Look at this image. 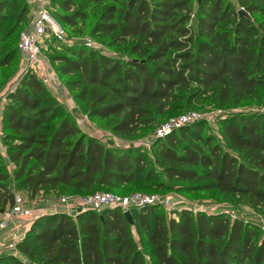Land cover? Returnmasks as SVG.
<instances>
[{
    "label": "trees",
    "instance_id": "obj_1",
    "mask_svg": "<svg viewBox=\"0 0 264 264\" xmlns=\"http://www.w3.org/2000/svg\"><path fill=\"white\" fill-rule=\"evenodd\" d=\"M90 4H108L91 37L125 43L128 57L82 43L51 62L81 109L115 137L136 139L205 96L219 109L264 99V0H58L64 13L53 16L63 29L77 26ZM17 7L18 0H0V16ZM30 12L26 1L21 19ZM30 23L31 16L21 33ZM15 60V53L0 59V72ZM7 100L1 215L14 205V182L31 199L155 183L190 198H238L264 212V111L219 117V135L205 134L207 122L198 121L155 139L149 149H126L86 134L34 73ZM131 214L134 225L119 209L43 216L18 249L40 264H264V238L257 239L254 222L223 212L170 216L161 207ZM0 264L26 263L10 254Z\"/></svg>",
    "mask_w": 264,
    "mask_h": 264
},
{
    "label": "rangeland",
    "instance_id": "obj_2",
    "mask_svg": "<svg viewBox=\"0 0 264 264\" xmlns=\"http://www.w3.org/2000/svg\"><path fill=\"white\" fill-rule=\"evenodd\" d=\"M29 0H18V7L15 10H6L2 16H0V59L6 57L7 55H10L11 53H15V57L18 58V60L14 63H12L10 66L5 67L0 72V105L5 107L8 103L7 97L8 95L15 90L20 80L23 78V76L27 73L24 69V62L23 57L19 53V44H20V33L23 29V26L25 24V21L28 20V17L31 16V12L25 16L24 20L21 19L23 9L25 6V2ZM48 2L49 10L55 14V13H64L59 7H58V0H46ZM232 2H235V0H230ZM80 3V2H78ZM108 4L103 5H95L90 4L88 5L84 12L86 14V20L84 22H79L77 26H68L64 24V30L67 35L66 40L64 42H58L53 41L49 42L46 45H44L43 52L44 55L49 59V65L50 67L55 70L56 66L58 64H53L51 62L52 58L58 56V55H64L65 48L70 47L72 45L78 44L81 45L86 44L90 39L94 41L95 48L94 50L101 51L103 53H111L116 56H121L122 58L128 57V49L127 45L125 43L115 45L114 41L111 40V38H107L104 40L94 39L91 37V32L93 27L95 26L96 22L100 18L101 14L105 10ZM34 7V6H33ZM32 7V9H33ZM31 9V11H32ZM35 11V9H34ZM92 49V48H90ZM37 77L41 78L40 75L33 72ZM65 82V81H64ZM61 101V100H60ZM73 103L74 111L76 114L81 115L82 117L88 118L87 121H85V125L88 126V128L93 132V136H97L98 138L101 137H111L113 134L110 131V129L107 127L105 122L91 119L88 117L87 113H85L81 106L74 100L73 95L67 88V95L64 101H61L63 105L66 107L67 112L72 115L73 118L74 115L72 114L71 108L68 106L67 102ZM264 111V99L262 100L261 97L258 98L256 101H250L247 103H244L238 107H226L224 109H219L215 107L210 101L208 96L202 97L200 99V105L189 108L186 111H182L179 113H176L174 115L179 114H185L189 112H196L201 117V121L207 122V130L205 131V134L215 133L216 135L220 134V128L218 125L217 120L219 117H224L229 114H238V113H245V112H261ZM163 123V122H162ZM161 123V124H162ZM160 124V125H161ZM159 128L157 126L155 129L150 131H144L141 132V134L133 140H123L117 138L116 140H111V144L115 148H131V147H143L146 149H149L151 146V143L155 140L156 130ZM86 131L85 129H83ZM4 133V132H3ZM88 135H90L88 133ZM115 143L121 144L120 146H117ZM12 172V170H11ZM155 183H152L151 186H149L146 189H129L126 191L120 190V191H112L107 189H100L98 192H117L118 195H130L131 193H143V194H160V195H171L176 200L183 199L186 200L192 204H205V205H216L219 206V210L223 211L227 214L230 212H235L236 217L240 218L243 221H251L256 224L257 227L260 228L259 234H258V240L261 238H264V212H258L254 209H252L248 202L242 201L238 198H229L226 199L223 196H195L194 198H190V196L185 195L183 193H178L175 191L167 192L163 190H159L155 187ZM13 187L17 190V194H21L28 200H31V197L28 195L27 192H24L18 189L17 182L13 183ZM72 197L79 196V195H70ZM44 198H50L54 197L49 194L43 195ZM9 209H7L8 211ZM2 218V215L0 214V219ZM231 218V217H230ZM24 262L26 264H40L36 261H28L27 259H24Z\"/></svg>",
    "mask_w": 264,
    "mask_h": 264
},
{
    "label": "built area",
    "instance_id": "obj_3",
    "mask_svg": "<svg viewBox=\"0 0 264 264\" xmlns=\"http://www.w3.org/2000/svg\"><path fill=\"white\" fill-rule=\"evenodd\" d=\"M37 3L38 9L35 17L31 20L30 25L20 35L19 49L23 57L24 69L28 72H35L40 75V79L50 88L63 90L67 94V88L60 81L55 71L50 67L47 57L43 52L44 45L49 42L58 41L64 42L66 40V33L63 27L54 18L53 13L49 10L48 2L46 0H32ZM88 48H95L93 40L86 43ZM61 101L64 99L59 98ZM0 105V116L3 113L4 107ZM77 124L86 134L110 145L111 140H116L117 137L93 136V132L85 125L88 118L76 114L74 107H70ZM202 117L196 112H189L179 116L171 117L159 126L156 130L155 139H164L175 131L184 127L190 126ZM117 146L121 144L115 143ZM113 147V146H112ZM4 147L0 140V151ZM11 170V168H10ZM51 200L46 198H38L28 200L21 194H16L14 205L11 209L2 214L0 219V257L10 255L17 258H24L23 254L19 251L18 245L25 238L27 232L31 229L32 225L40 218L45 216L42 205L49 203ZM54 203L70 208H80L83 212L94 211L101 213L107 209H119L123 213L131 212L132 210H140L146 207H161L170 216L175 215L176 212L187 210L194 215L200 213L217 214L223 211L219 210V206L205 205V204H192L186 200H176L171 195L160 194H143L133 193L130 195H118L112 192H97L86 196H64L53 198ZM55 206V205H54ZM53 214H60V210L56 207ZM66 215L71 216L66 209ZM225 213V212H223ZM231 219H236L235 212L228 214ZM78 216V215H77ZM77 216H74L76 218ZM73 217V216H71ZM11 226V229H9ZM10 230L9 236H2L1 233Z\"/></svg>",
    "mask_w": 264,
    "mask_h": 264
},
{
    "label": "crops",
    "instance_id": "obj_4",
    "mask_svg": "<svg viewBox=\"0 0 264 264\" xmlns=\"http://www.w3.org/2000/svg\"><path fill=\"white\" fill-rule=\"evenodd\" d=\"M29 3H30V6H31V9H32V7H33V9H32V11H31V20L35 17V14H36V11H37V9H38V6H37V3H34V1H32V0H29ZM34 9H35V11H34ZM49 89H50V91L52 92V94L56 97V98H61V99H64V98H66V92L65 91H63V90H58V89H56V88H50L49 87ZM67 102V101H66ZM67 104H68V106L69 107H73V103L71 102H67ZM2 115L0 116V140H1V143H2V136H3V124H2ZM2 145H3V147H4V150L3 151H0L2 154H3V156L4 157H7V154H6V147L4 146V144L2 143ZM9 165V164H8ZM9 167L11 168L12 166L11 165H9ZM46 193H44V192H41L40 194H38L37 195V197H36V199H38V198H43V195H45ZM47 196H49V195H47ZM51 196H52V193H51ZM53 198L54 197H50V198H46V199H48V200H51V201H53ZM49 202V203H45V204H43L41 207H42V209L44 210V212H45V216H47V215H52L53 214V210L54 209H56V207L58 208V210H60V214H66V209H67V212H69V214L71 215V216H77V215H80L81 213H83V211L80 209V208H76V207H73V208H70V210L68 209V207H64V206H57V205H59V204H57V203H54V202ZM55 205V206H54ZM68 215V214H67ZM9 229H11V226H10V228ZM9 232H10V230H8V231H6V232H3V233H1V235L2 236H6V235H8L9 236ZM25 259V258H24Z\"/></svg>",
    "mask_w": 264,
    "mask_h": 264
},
{
    "label": "water",
    "instance_id": "obj_5",
    "mask_svg": "<svg viewBox=\"0 0 264 264\" xmlns=\"http://www.w3.org/2000/svg\"><path fill=\"white\" fill-rule=\"evenodd\" d=\"M240 16L241 17L242 16L249 17L245 10L240 11ZM124 215L127 218V220L130 222V224L134 225V220H133L131 212H126V213H124Z\"/></svg>",
    "mask_w": 264,
    "mask_h": 264
}]
</instances>
